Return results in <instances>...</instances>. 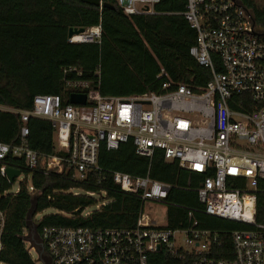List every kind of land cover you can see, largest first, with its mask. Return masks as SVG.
<instances>
[{
  "label": "built area",
  "instance_id": "1",
  "mask_svg": "<svg viewBox=\"0 0 264 264\" xmlns=\"http://www.w3.org/2000/svg\"><path fill=\"white\" fill-rule=\"evenodd\" d=\"M116 1L129 18L157 15L154 6L160 2ZM180 15L196 32L190 56L212 75L203 88L193 90L166 82L160 94H98L93 100L88 93L99 88L100 71L90 81L81 79V70L70 68L63 71L62 94L36 96L32 110L0 107L19 114L23 123L21 144L0 143V177L8 182V167L3 162L9 155L21 160L30 172L42 166L46 175L70 174L82 183L90 172L99 170L103 146L116 151L129 142L139 157L151 161L159 150L167 162L176 161L180 168L203 177L194 191L199 207L188 210L186 227L172 229L168 218L160 225L145 209L148 204L166 206L174 186L150 175L114 173L113 182L120 190L142 204L136 228H45L40 246L49 262L150 264V257L164 250L178 260L192 256L193 264H264V209L259 210V183L264 181V108L255 107L264 103V38L255 35L261 32L253 14L239 0H187ZM102 35L101 26L93 27L69 42L100 45ZM158 78L168 75L162 69ZM72 94H87L86 104H70ZM31 119L48 121L54 131L55 155L43 161L28 146ZM27 185L34 192L31 180ZM100 196L106 197V193ZM93 211L89 208L84 215ZM197 212L237 228L202 229L194 218ZM5 221L6 214L0 210V255Z\"/></svg>",
  "mask_w": 264,
  "mask_h": 264
},
{
  "label": "trees",
  "instance_id": "2",
  "mask_svg": "<svg viewBox=\"0 0 264 264\" xmlns=\"http://www.w3.org/2000/svg\"><path fill=\"white\" fill-rule=\"evenodd\" d=\"M239 1L252 12L256 27L264 32V8H258L255 0ZM102 2L114 9L79 0H0V107L32 110L36 96L62 94L63 71L70 68L81 70V79L90 81L96 80V72L100 71L99 88L88 93L93 100L98 94L112 97L160 94L166 82L198 90L211 80V72L199 66L189 54L196 32L180 15L185 11L187 0H160L154 6L157 15L131 18L123 13L116 0ZM98 26L103 33L100 45L69 42L70 28ZM162 69L168 78H158ZM256 106L264 108V103ZM27 126L28 146L40 154L41 161L55 155L51 124L31 119ZM22 128L19 114L0 110L1 144H21ZM3 164L26 178L31 176L34 192L29 191L25 181L15 193L16 179L8 182L0 177V210L6 214L2 264H36L27 247L26 233L32 230L30 222L39 245L45 228L135 229L142 204L113 182L116 172L135 177L150 175L175 187L166 200L168 227L172 229L186 227L188 210L199 207L194 191L203 180L201 175L180 168L176 161L167 162L159 150L151 161L139 157L131 142L116 151H108L103 146L98 158L99 170L90 172L82 183L75 182L70 174L46 175L42 166L30 172L21 160L11 155ZM259 188V210H263L264 181L259 183ZM88 193H106L101 198L107 204L87 217L85 211L97 204ZM51 209L56 213L37 219ZM194 218L205 230L237 228L200 212ZM42 261L49 263L44 254ZM193 262L192 256L178 260L164 250L150 257V264Z\"/></svg>",
  "mask_w": 264,
  "mask_h": 264
},
{
  "label": "rangeland",
  "instance_id": "3",
  "mask_svg": "<svg viewBox=\"0 0 264 264\" xmlns=\"http://www.w3.org/2000/svg\"><path fill=\"white\" fill-rule=\"evenodd\" d=\"M255 2H256V5L258 6V8H260V9L264 8V0H255ZM25 181L30 182V179L26 178V176L24 174H21V176H19L15 180V183L13 186V192L18 191L21 184L25 183ZM93 198L97 201V204L95 206H93V209L96 210V207L101 208L102 204L105 202V200L104 199L102 200L101 196L96 195V194L94 195ZM145 211L148 215L156 217V219L158 220L160 225H165L166 219L168 217V207L167 206L148 204V205H146ZM55 213H56L55 210H52V209L47 210L43 214L39 215L37 217V219H40L43 216H47V215H51V214H55ZM29 224H30L32 230L26 233L27 247L30 250V253H31L34 261H36V264H43V261L40 260V258H39V253L42 251V249L40 248L39 242L37 241V238L35 236L34 225L32 222H30ZM33 248L35 249L36 252L33 250Z\"/></svg>",
  "mask_w": 264,
  "mask_h": 264
},
{
  "label": "water",
  "instance_id": "4",
  "mask_svg": "<svg viewBox=\"0 0 264 264\" xmlns=\"http://www.w3.org/2000/svg\"><path fill=\"white\" fill-rule=\"evenodd\" d=\"M84 4L93 5L99 8H107V9H114V6L109 4H104L102 0H79ZM255 23V22H254ZM84 28H70L68 32V39H71L75 35H79L81 33H84ZM257 38H264V33H256L255 34ZM87 94H72L70 96V104L72 105H85L87 102ZM19 176H21V172L8 168L7 169V178L9 182H13L15 179H17ZM160 248H158L159 250ZM43 250L39 253V258L42 260ZM44 264V262H43Z\"/></svg>",
  "mask_w": 264,
  "mask_h": 264
},
{
  "label": "flooded vegetation",
  "instance_id": "5",
  "mask_svg": "<svg viewBox=\"0 0 264 264\" xmlns=\"http://www.w3.org/2000/svg\"><path fill=\"white\" fill-rule=\"evenodd\" d=\"M258 29V28H257ZM259 30V29H258ZM261 33H264V32H262L261 30H259ZM48 264H53V263H51V262H49Z\"/></svg>",
  "mask_w": 264,
  "mask_h": 264
}]
</instances>
